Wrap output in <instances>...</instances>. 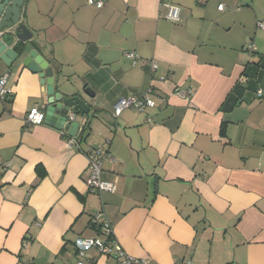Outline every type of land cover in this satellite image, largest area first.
<instances>
[{"label": "crops", "instance_id": "1", "mask_svg": "<svg viewBox=\"0 0 264 264\" xmlns=\"http://www.w3.org/2000/svg\"><path fill=\"white\" fill-rule=\"evenodd\" d=\"M99 1L26 0L38 53L68 94L95 93L84 97L96 117L79 149L24 124L48 96L38 75L0 65L11 90L0 101V264H75L73 243L97 236L98 212L148 264H264V0ZM163 3L180 8L179 23ZM128 52L156 70L132 66ZM128 97L151 106L113 119ZM97 148L108 155L102 180L115 186L101 195L84 181Z\"/></svg>", "mask_w": 264, "mask_h": 264}, {"label": "water", "instance_id": "2", "mask_svg": "<svg viewBox=\"0 0 264 264\" xmlns=\"http://www.w3.org/2000/svg\"><path fill=\"white\" fill-rule=\"evenodd\" d=\"M26 0H0V65L22 73L23 70L38 75L39 83L45 89L47 101L41 108L43 124L57 131H66L73 137L81 128L86 139L89 122L96 117V111L84 98L94 99V91L83 87L68 94L67 82H61V70L54 69L38 53V43L27 24ZM8 77V73L6 74ZM92 114H91V113ZM70 116L75 119L69 120ZM113 119H116L113 116Z\"/></svg>", "mask_w": 264, "mask_h": 264}, {"label": "built area", "instance_id": "3", "mask_svg": "<svg viewBox=\"0 0 264 264\" xmlns=\"http://www.w3.org/2000/svg\"><path fill=\"white\" fill-rule=\"evenodd\" d=\"M86 2L96 9H101L103 7V3L99 0H86ZM163 7L166 10L165 19L167 21L171 23L180 22V8L178 6L170 3H163ZM217 9L222 12L226 7L220 4ZM258 28L264 31V21L258 23ZM254 49L252 44L247 47V50L250 52ZM125 57L130 61L132 66H149L152 72L157 68L153 61L141 59L134 52L126 53ZM7 79L8 77L6 74L0 76V101L4 103L11 98V90L6 85ZM174 92L176 96L186 101H189L191 98V93L189 91L176 89ZM257 95L262 96V93L259 91ZM148 106H151V102L148 98L128 97L118 100L113 106L112 113L113 116L117 118L125 110L131 109L137 112H143ZM74 119L73 116L69 118L71 122H73ZM43 121L44 113L39 108L30 109L24 118V124L28 128L43 125ZM60 134L67 147L79 149V142L77 139L82 136L81 128L73 137L69 136L64 130L60 131ZM107 156L104 150L98 148L89 149L86 153L88 173L84 181L87 191L90 194L101 195L102 193H111L115 189L114 183L102 180V163L103 159ZM90 223L94 226H101V232L96 237H80L74 241L73 248L77 259L75 264H97V257L112 258L115 260L116 264H148V260L131 257L123 251L121 246L114 239L111 225L102 212L94 214L91 217ZM92 251L96 253L95 257H90L88 255ZM184 264L191 263L186 262Z\"/></svg>", "mask_w": 264, "mask_h": 264}, {"label": "trees", "instance_id": "4", "mask_svg": "<svg viewBox=\"0 0 264 264\" xmlns=\"http://www.w3.org/2000/svg\"><path fill=\"white\" fill-rule=\"evenodd\" d=\"M8 101H10V100H7L6 102H8ZM83 133H88V129L83 130ZM41 171L42 170H40V169L37 168V173H38V176L40 178H42V176H43V172H41ZM90 226H91V229L94 230L97 233V235L100 234V232H101L100 231L101 226H94V225H91V223H90Z\"/></svg>", "mask_w": 264, "mask_h": 264}, {"label": "rangeland", "instance_id": "5", "mask_svg": "<svg viewBox=\"0 0 264 264\" xmlns=\"http://www.w3.org/2000/svg\"><path fill=\"white\" fill-rule=\"evenodd\" d=\"M84 137H85V135H84ZM110 261L112 262V260H111V259H110ZM110 261H109V262H110Z\"/></svg>", "mask_w": 264, "mask_h": 264}]
</instances>
